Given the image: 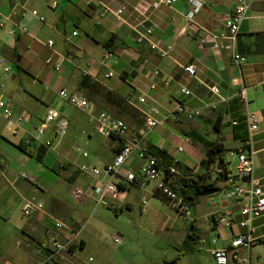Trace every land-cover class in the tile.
Returning <instances> with one entry per match:
<instances>
[{
  "label": "crops",
  "instance_id": "0c3cea01",
  "mask_svg": "<svg viewBox=\"0 0 264 264\" xmlns=\"http://www.w3.org/2000/svg\"><path fill=\"white\" fill-rule=\"evenodd\" d=\"M1 1L4 16L0 15V21L4 22V28L0 27V47L12 54L19 69L32 78V83L27 89L10 87L6 94L0 93V97L12 105L14 116L24 115L26 119L19 134L12 138H8L12 133L7 120L0 119V262L6 259L3 264H72L77 248L86 246L82 236L85 225L76 223L82 216L81 211L71 202L73 191L78 187L74 185L84 176L88 180L84 181V186L96 193L98 202L112 204L116 212L124 206L133 208V196H138L141 203L145 196L150 197L151 215L155 214V220H164L166 233L179 239L169 243L176 247V252L156 264H214L211 250L230 247L232 239L243 232L239 226L243 219L241 204L220 189L223 180L220 171L224 168L234 171L236 151L246 149L252 153L255 176L264 189V0H247V18L235 44V52L247 58L241 66L234 64L231 52L224 49L231 42L220 37L237 0H202L203 7L195 23L189 26L181 22L190 8L188 0H176L171 7L158 9L152 7L155 0ZM122 8L123 12L118 14ZM33 10L45 18L44 23L31 14ZM16 23L25 25L27 33L9 35L8 31ZM148 29L152 30L149 41L162 49L171 46L173 52L162 57L148 42L138 43L139 35ZM6 32L14 39V45L8 46L3 36ZM74 32L77 35L74 36ZM48 40H53L52 48L46 46ZM216 44L222 49H215ZM106 53L112 55L108 65L103 62ZM52 54L61 62L59 73L45 64ZM188 65L195 66L194 77L185 72ZM155 69L160 71V76H153ZM109 72L114 75L107 78ZM166 80L170 83L168 86ZM212 86L220 89V96L212 95ZM244 86L246 101L239 97ZM182 88L191 94L185 96ZM60 89L80 94L99 111L129 121L128 134L123 141L137 143L138 147L125 163L124 170L141 168L146 160L143 150L148 152L152 147L165 150L172 160L165 166L174 170L168 182L175 187L182 186L185 180L199 181L205 173V144H222L225 152L204 182L217 189V193L195 196V190L185 187L192 197V218L185 221L186 226L174 228L169 224L168 211H176L155 195L157 183L134 186L122 182L118 187L120 191L114 194L97 186L95 178L81 172L84 165L102 168L110 164L121 147L117 139L109 137L107 143L94 142L95 134L83 131L87 136L86 145L92 144L93 154L86 152L87 157H74L64 138L56 139L53 132L48 131L41 141L47 137L53 139L54 147L40 158L36 153L39 143L31 142L25 144L24 150L20 149L18 146L34 133L49 108L60 110L69 120L73 110L60 99ZM139 96L146 97L141 109H158L156 118L160 124L151 131L146 129L145 118L136 108ZM214 99L216 109L204 107ZM179 105L201 109L202 115L192 121L184 115H179L177 121L168 118ZM247 112L260 119L249 147L246 143L250 133L244 119ZM69 123L71 125L70 120ZM227 152L233 157L232 163L225 158ZM233 161L236 162L234 167ZM220 162H223L222 170L217 169ZM175 163L179 167L174 166ZM21 174L26 178H21ZM32 198L44 204L45 212L26 217L22 213L23 206ZM217 214L227 216L233 222L232 227L215 223L213 217ZM51 218L79 233L74 244L57 255H53L48 240L51 236L63 239L66 230L57 229ZM252 229L256 237L264 235V216L253 221ZM17 236L25 241L23 245L17 242L22 246L21 251L9 247L12 246L9 241ZM212 240H216V244H212ZM238 255L247 259L248 264H264V242H256L249 249L241 248ZM90 259L93 262V258ZM230 264L242 263L239 259Z\"/></svg>",
  "mask_w": 264,
  "mask_h": 264
},
{
  "label": "built area",
  "instance_id": "2783aa9c",
  "mask_svg": "<svg viewBox=\"0 0 264 264\" xmlns=\"http://www.w3.org/2000/svg\"><path fill=\"white\" fill-rule=\"evenodd\" d=\"M190 8L182 16V24L189 26L195 23L196 17L200 13L203 7L202 0H188ZM176 0H155L152 7L158 9L162 6L171 7ZM122 8L117 13L123 12ZM249 10V3L247 0H237V6L235 7L232 14L228 17L225 24V32L221 34V38L229 40L230 45L224 47L225 50L231 52L232 62L238 66H241L247 62V58L241 56L235 52V44L241 31L243 22L247 18ZM4 5L0 0V15L4 16ZM31 14L36 17L40 22L44 23L45 18L36 10L31 11ZM5 20H9V17H5ZM0 27L4 28V22L0 21ZM27 27L23 24L16 23L8 31L9 35L16 36L18 34L27 33ZM152 34V30L148 29L144 34L139 35L137 38L138 43L148 42L152 50L157 51L162 57L168 56L173 52V48L168 46L165 49L159 48L156 44L148 40L149 35ZM73 35H77L76 32ZM48 48L54 46L53 40H48L46 43ZM215 49H222L220 45L216 44ZM56 54L50 55L46 59V66L52 68L56 73L61 72L62 65L58 59L55 58ZM111 54L106 53L103 56L104 64L108 65L111 59ZM0 64L5 66L6 61L1 58ZM5 72H9V67L5 66ZM185 72L194 77L196 74L195 66L188 65L184 68ZM153 76H160V71L155 69L152 72ZM114 75L113 72H109L106 77L110 78ZM169 81H165V85L168 86ZM151 88H155L154 84ZM210 91L214 97L220 96V89L216 86H212ZM182 94L189 96L191 92L186 89H181ZM58 95L61 100L66 102L67 105L82 110L87 116L88 122L94 125L97 133L103 137L109 138L115 136L124 140L128 134L127 123L120 119L112 116L110 113L105 111H99L97 106L77 93H71L67 89H60ZM241 100L246 101V88L241 87L239 92ZM129 101V100H128ZM131 104V102L129 101ZM146 103V97H138V107L136 108L145 118L146 129L151 131L155 129L160 121L156 118L158 109L151 107L148 110L141 109L140 106ZM205 108L216 109L217 102L214 101L210 104H205ZM179 115H184L188 120H194L202 115L201 109H192L179 105L174 113H171L168 118L177 121ZM7 120L9 129L12 135H18L21 131L23 124L26 119L24 115L14 116V110L12 105L0 97V119ZM244 119L248 124L250 133V140L246 143V147L251 146L253 134L259 129L260 119L259 116L252 113H245ZM69 120L60 110L56 108H49L44 119L38 126L35 127L34 133H30L26 138L24 144L29 145L31 142L39 143L47 149L54 147V140L46 138L41 141V137L45 136L48 131H52L56 139H63L66 137L69 129ZM138 147L137 143L124 142L119 148L113 161L110 164L105 165L102 168L90 165H84L81 167V172L92 176L97 180V186H103L105 191L117 194L119 184L125 182L127 185L142 186L147 182H156V190L160 192V195L166 199V202L177 212L178 216L183 221H189L192 218V208L184 200L183 196L179 195L171 186L170 182L166 180L163 172L158 168L157 159L147 155L144 164L137 171L124 170V165L127 160L131 157L133 151ZM143 152H145L143 150ZM83 157H87L86 152L82 153ZM237 163L234 171H228L225 178H223L220 189L224 191L228 197L237 200L241 204V216L243 219L239 222V226L243 229V232L234 237L231 241L230 247L219 248L215 247L211 250V256L214 260V264H230L232 260H239L242 264H248V260L239 257L238 250L241 248H250L256 242H264V235L256 237L254 235L253 221L261 216H264V189L262 182L255 176V165L251 152L246 149L236 151ZM171 172L174 170L171 169ZM21 178H26L25 174L20 175ZM100 187H97V189ZM97 192H100L98 190ZM73 198L75 201L81 202L88 197V192L81 188H75L73 191ZM147 208V202L144 199L142 201L141 213H144ZM40 212H45L44 204L38 201L36 198H32L25 202L22 213L26 217H32ZM214 222L226 228H231L233 222L225 215L217 214L213 217ZM53 219V218H51ZM54 225L57 229L66 230V235L63 239L57 236H51L48 240V245L52 249L53 255H57L60 252L67 250L72 244H74L79 233L71 230L69 226L59 220H55ZM68 229V232H67ZM115 243L120 244V238L115 237ZM212 244H216V240H212ZM92 261V259H90Z\"/></svg>",
  "mask_w": 264,
  "mask_h": 264
},
{
  "label": "rangeland",
  "instance_id": "374dc122",
  "mask_svg": "<svg viewBox=\"0 0 264 264\" xmlns=\"http://www.w3.org/2000/svg\"><path fill=\"white\" fill-rule=\"evenodd\" d=\"M3 36H5L8 46L14 45V39L9 37L7 32L3 33ZM1 57L6 59L5 66L9 67L10 71L6 73L5 66L0 64V93L6 94L10 87L27 89V85L32 83V78L19 69L12 54L4 52L2 47H0ZM72 110L69 118L71 125L64 142L74 157L82 156L83 152L93 154L92 144L86 145L87 136L83 131L94 133V142H109L106 137L97 133L94 125L87 121V116L82 110L74 107ZM123 120L129 126V121ZM11 136L15 137L16 135L10 134L8 138H12ZM108 155L110 156L111 153ZM180 155L181 153H178V157ZM225 158L232 163L233 157L230 153H225ZM235 163L233 161V167ZM84 181L88 180L82 176L81 181L74 186L88 192L87 199L83 200L81 204L74 199L71 202L81 211L82 216L76 223L85 225L82 229V236L86 241V246L77 248L76 259L72 264H156L162 261L166 255L176 252V247L169 243H176L179 239L166 233L163 229L164 220H155V214L151 215L149 212V208L152 206L150 197L145 196V200L149 204L145 213H141L142 203L139 202L138 196L131 197L133 208L124 206L121 211L116 212L111 206L112 204L98 202L96 193L91 188L84 186ZM168 212L169 224L172 227L186 226L185 221L177 215V212L175 213L172 209H169ZM115 237L120 238V244L115 243ZM10 242H12V246L9 247L13 248V251H21L22 246L17 245V242L22 245L25 244L24 239L19 236ZM90 258H93V262L90 261ZM5 261L6 259L0 264L5 263Z\"/></svg>",
  "mask_w": 264,
  "mask_h": 264
},
{
  "label": "trees",
  "instance_id": "16d2710c",
  "mask_svg": "<svg viewBox=\"0 0 264 264\" xmlns=\"http://www.w3.org/2000/svg\"><path fill=\"white\" fill-rule=\"evenodd\" d=\"M112 138L117 139L118 141H120V145L122 146L124 144V141L120 138H117L115 136H112ZM206 148H207V159L204 162L205 165V173L201 176L199 181H184L183 182V187L180 186L179 184L175 186H173V184L171 183V186L173 187V189L181 196H183L184 200L190 205H192L191 202V198L188 195V190L187 189H191V190H195V196H199L200 194H202L203 191L207 190V189H215L213 188V186L211 184H206L204 183L206 178L208 177V175L210 174V172L215 169L216 167V163L218 161L219 158L222 157L223 153L225 152V148L222 144L220 143H206ZM20 149L24 150L25 149V144L19 145L18 146ZM47 148L39 145L38 149H37V157L40 158L45 152H46ZM145 153V157H147V155L152 156L154 158L157 159V163H158V168L163 172L166 180H169V178L171 177L170 175H172L171 172V168L168 166H165L166 164H170L172 163L171 158L168 157V154L165 150H160L157 148L152 147L151 151L148 152H144ZM32 154V153H30ZM33 155V154H32ZM174 166L179 167L178 163H175ZM228 173V170L225 171V168L223 169V171H220V174L223 175L222 177L225 178L226 175ZM185 187H187V189H185ZM155 195L157 197H161L164 201H166V199L164 197H162L160 195V192L158 190H156Z\"/></svg>",
  "mask_w": 264,
  "mask_h": 264
},
{
  "label": "water",
  "instance_id": "95a60500",
  "mask_svg": "<svg viewBox=\"0 0 264 264\" xmlns=\"http://www.w3.org/2000/svg\"><path fill=\"white\" fill-rule=\"evenodd\" d=\"M222 167H223V162H220L217 166V169L222 170ZM215 193H217V189H207V190L203 191L201 195L206 197V196L213 195Z\"/></svg>",
  "mask_w": 264,
  "mask_h": 264
}]
</instances>
